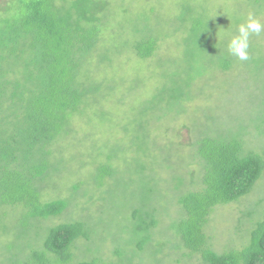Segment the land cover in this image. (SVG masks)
I'll list each match as a JSON object with an SVG mask.
<instances>
[{"label":"trees","instance_id":"1","mask_svg":"<svg viewBox=\"0 0 264 264\" xmlns=\"http://www.w3.org/2000/svg\"><path fill=\"white\" fill-rule=\"evenodd\" d=\"M116 4L114 0H6L0 6V239L11 236L0 246V257H6L4 264H106L100 258L75 263L74 249L78 240L91 239L92 234L111 237L107 228L96 234L97 223L93 228V217L88 213L85 216L88 208L98 209L101 198L108 196L100 191L99 197L96 191H91L93 195L80 193L86 185L84 179L72 182L68 198H47L49 194L52 197L50 190L68 178L61 147L69 145L67 139L72 136L76 118L113 120L111 112L104 110L101 114L99 106L120 93L121 85L117 88L107 77L116 70L117 56L109 50L108 39L112 31L109 18L115 14V6H119ZM119 10L129 19V9ZM150 20L145 17V24H136L125 44L132 41L134 58L160 65L162 60L155 58L165 44L157 35L159 29L151 28ZM189 30L190 36L183 43L184 67H173L170 83L153 89L156 96L150 100L145 101L144 93L140 101L169 112L166 109L192 96V86L206 74L205 66L195 64V60L203 55L205 46L213 43L202 15L193 19ZM207 56L212 61L217 58L212 52ZM253 61L264 62L262 58ZM215 63L218 71L234 69V59L228 54H221ZM260 67L255 71L257 76ZM134 108L139 109L138 104ZM160 114L159 122L168 116ZM258 115L262 121L257 128L264 129V103ZM130 124L125 122L122 131L131 132V145L123 147L130 150V157L125 159L119 147L114 149L116 142L109 139L108 149L100 147L92 158L96 164L94 189L107 187L111 192L113 188L111 196H117L114 190L120 185L129 191L125 199L113 201L112 208L101 205V218L95 221L113 215L115 207L123 214L127 203L139 199L141 204L125 217L131 223V235L139 240L135 246L142 252L159 241L157 231L162 221L158 200L168 202L160 194L159 184L167 182L160 175L171 173L173 166L166 163L158 168L159 161L151 156L155 146L151 131L143 118L134 121L133 129ZM212 132L218 134L212 136ZM120 143L123 146L122 138ZM188 152L187 173L172 179L181 216L168 227L165 224L177 240H161L160 245L172 244L171 248L184 251L182 256L186 258L199 255L202 264H264V216L250 231V242L242 248L219 253L213 249L209 235L216 208L250 195L264 177V153L246 150L241 129L220 133L215 126L197 138ZM127 174L130 178L126 180ZM84 197L89 199L82 203L80 199ZM68 209L74 214L69 220L40 227L43 221L64 217ZM22 239L26 240L20 244L19 254L18 241ZM117 254L123 259L121 252Z\"/></svg>","mask_w":264,"mask_h":264},{"label":"rangeland","instance_id":"2","mask_svg":"<svg viewBox=\"0 0 264 264\" xmlns=\"http://www.w3.org/2000/svg\"><path fill=\"white\" fill-rule=\"evenodd\" d=\"M4 1L6 2V0H0V6ZM114 2L120 7L115 6V14L109 18L112 31L109 32L108 39H111L109 50L113 56H117L115 59L116 70L112 75L108 73L107 77H109V81L115 83L117 88L121 85L118 90L120 93L114 94L112 99L108 100L109 102H103L102 107L99 106L101 114L105 112L104 110H108L111 112L113 120L97 118L96 122V119L90 120L88 116L87 118H76L72 136L67 139L69 145L61 147L68 164L64 169L68 178L66 181L60 182L58 188L50 190L52 197L49 194L47 199L68 198L69 193L67 192H69L72 182L80 183L84 179L86 185L79 192L100 191L101 194L108 196L107 198L102 197V202L99 203L105 208H112L113 201L118 202L119 199H125L129 191L126 192L122 185L114 190L118 197L111 196L113 188H111V192H108L107 187L104 190L94 189L96 164L92 158L96 156L100 147L108 149L109 139L116 142L113 145L114 149L119 147L117 150H120V154L125 159L130 157V150L124 148L131 145V132H122L123 127L126 126L125 122L128 124L131 122L129 128L133 129L134 121L143 118L149 125L148 130L151 131L149 132L150 139L155 145L151 149V156L156 157L155 160L159 161L158 168H163L162 165L166 163L173 166L171 173H165L162 169L164 174L160 175L162 179L165 178L163 180L167 181L159 184L160 194L163 198L167 197L168 202L163 199L158 200L160 206L158 215L162 221L159 231H157L159 241L147 247L148 251H138L135 246L139 240L138 238L135 240V237L131 235V223L125 216L129 215V211L133 207L141 204L139 199L127 203L128 206L124 208L125 213L120 214L119 209L115 207L112 211L113 215H108L98 222L95 220L101 218L100 207L102 206L100 205L97 207L98 209L88 208L85 211V216L93 217V228L97 223L96 234L107 228V231H111V237L106 238L103 234H92L91 239L78 240L76 245L79 248L74 249V262L100 258L106 264H202L199 255L186 258L182 256L184 251L173 250L172 244L160 245L161 240H177L167 229L172 220L181 216L179 209L176 208L177 194L174 195L175 182L173 183V180L176 175L187 173L188 151L193 142L208 133L214 126L220 129V133H226L231 129L234 131L241 129L246 150L264 153V129L257 128L262 121L258 112L264 103V65H262L264 62L258 64L253 61L257 58L264 60V31L258 35L252 34L250 37V59L247 61L238 60L227 49L228 34H237L238 24L246 19L249 12L254 13L264 23V0H114ZM120 8L124 11L129 9L127 15L129 19H125L127 13L120 12ZM200 15L205 20V27L208 29L210 42L213 45L205 46L203 55L198 56L196 62L194 61L199 66H205L206 74L192 86V96L186 97V101L183 100L180 104L166 109L169 112L162 111L161 107L153 108L148 102L140 101L138 99L140 96L146 95L145 101L156 96V91L153 89L156 90L159 86L163 88L166 83H170V74L175 71V67H184L186 47L183 43L185 38L190 36L189 27L193 19ZM145 17L151 18L150 23L153 24L151 28L155 26L159 29L157 35L161 36V42L165 44H161V51L155 58V60H162L159 62L160 65L134 58L132 41L129 42L131 45L125 44L126 36L134 31L136 24L142 25L147 22ZM210 18L214 19L209 20ZM217 33L223 38L218 39ZM209 52H212L217 58L212 61L207 56ZM108 53L110 54V51ZM221 54H228L234 59V69L230 71L216 70L219 68L216 67L217 63L215 62ZM260 65L259 76H257L255 71ZM94 66L96 65L94 64ZM144 93L145 95H143ZM124 98L125 100H120ZM135 104H138L139 109L134 108ZM149 106L151 109L148 110ZM159 113L162 115L167 113L168 116L159 122ZM261 131L263 132L261 133ZM217 134L216 132L211 133L212 136ZM119 138H122L123 146ZM145 158L150 164V156L147 154ZM136 159L140 160L139 157ZM127 175L126 180L130 178V175ZM91 195H93L92 192ZM96 195L100 196L98 192ZM88 199L89 197H84L80 201L85 203ZM147 207L145 205V208ZM72 213V209H68L64 217L43 221L40 227L45 229L48 226L69 220L70 216L74 215ZM263 216L264 177L257 183L250 195L242 198L239 202L216 208L209 224L213 249L222 253L232 248L244 247L251 240L250 231L255 228L256 223ZM10 238L11 236L0 239V246ZM25 240L18 241L19 254L22 251L20 244ZM89 248L93 251L90 252ZM135 250L138 251L137 255ZM118 251L121 252L123 259L117 254ZM0 253L2 254V252ZM157 257L159 259H156ZM0 262V264H4L6 257L1 256Z\"/></svg>","mask_w":264,"mask_h":264},{"label":"clouds","instance_id":"3","mask_svg":"<svg viewBox=\"0 0 264 264\" xmlns=\"http://www.w3.org/2000/svg\"><path fill=\"white\" fill-rule=\"evenodd\" d=\"M212 19L214 18H210L209 20ZM262 31H264V23L254 13L249 12L246 19L238 24L237 34H228V52L240 61L249 60L250 37L252 34L258 35ZM217 38L222 39L223 37L217 33Z\"/></svg>","mask_w":264,"mask_h":264}]
</instances>
